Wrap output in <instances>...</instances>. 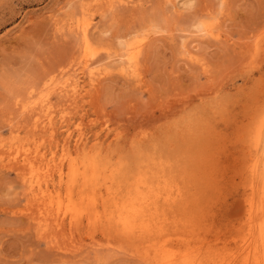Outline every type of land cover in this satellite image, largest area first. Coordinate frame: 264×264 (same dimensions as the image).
<instances>
[{
    "label": "rangeland",
    "instance_id": "1",
    "mask_svg": "<svg viewBox=\"0 0 264 264\" xmlns=\"http://www.w3.org/2000/svg\"><path fill=\"white\" fill-rule=\"evenodd\" d=\"M0 264H264V0H0Z\"/></svg>",
    "mask_w": 264,
    "mask_h": 264
},
{
    "label": "bare ground",
    "instance_id": "2",
    "mask_svg": "<svg viewBox=\"0 0 264 264\" xmlns=\"http://www.w3.org/2000/svg\"><path fill=\"white\" fill-rule=\"evenodd\" d=\"M120 1V0H119ZM126 1V0H125ZM114 2H116V1H114ZM117 2H118V0H117ZM123 3H125L124 1H122ZM138 2H139V0H138ZM130 3H131V1H130ZM129 3V4H130ZM119 5V4H118ZM122 5V4H121ZM89 19V18H88ZM84 20V19H83ZM89 21V20H88ZM78 23V22H77ZM80 23V22H79ZM81 24V23H80ZM77 24V26H76V31H78V33H79V35H80V44H81V46H80V49H81V54H87V53H90L91 52V45L90 44H92L91 42H90V40H89V37H91L90 35H93V34H90V31H91V26H93V25H91V22H85L84 24ZM199 28V30L200 31H206V29L204 28V27H198ZM95 29V28H94ZM209 32V31H208ZM204 34V33H203ZM140 40H142V39H140ZM139 40V41H140ZM138 42V41H137ZM139 44L137 45V47L135 48V47H129V48H127L126 49V53L125 54H123V55H121L120 57L122 58V57H125L124 58V62H123V67L127 70V71H129V72H134L135 71V69H136V64H137V60H138V54H139V49H137L138 48V46L140 45V42H138ZM94 44V43H93ZM137 44V43H136ZM123 46H124V44H123ZM142 46V45H141ZM124 50V49H123ZM95 51V50H94ZM93 52V51H92ZM81 54H80V56H81ZM89 57H90V55H89ZM108 57V56H107ZM120 58V59H121ZM85 59V58H84ZM96 62V61H95ZM94 62V63H95ZM98 62V61H97ZM85 63V62H84ZM92 63V62H91ZM94 63H93V65H94ZM100 63V62H99ZM86 64V63H85ZM96 64V63H95ZM102 64V63H101ZM75 65H77V64H75ZM122 65V64H121ZM86 66H87V64H86ZM91 66V65H90ZM99 66V65H98ZM118 66V65H117ZM97 68H99V67H97ZM123 68V69H124ZM87 69V68H86ZM93 69V68H92ZM96 69V68H95ZM97 71H99V69H96ZM90 72V71H89ZM91 73V72H90ZM46 74H48V73H46ZM53 76V75H52ZM102 76V75H101ZM43 78V77H42ZM54 78V77H53ZM53 78H52V80H53ZM57 78V77H56ZM55 78V79H56ZM41 79V78H40ZM76 79H77V77H76ZM90 79H91V77H90ZM64 80V79H63ZM42 81V80H41ZM93 81V80H92ZM66 82V81H65ZM40 83V82H39ZM46 83H47V80L45 81V80H43V85L42 86H46ZM52 83H54V82H52ZM62 83H64V82H62ZM41 84V83H40ZM68 85H66L65 87H66V89L64 88V91H66V94H68V96H70L71 98H75V95H76V93L78 92V89H77V82L76 81H73L72 83H71V85L69 84V82L67 83ZM61 85V84H60ZM65 85V84H64ZM63 85V86H64ZM48 86V85H47ZM50 86H51V84H50ZM58 86V85H57ZM32 87H33V85H32ZM54 87H56V85L54 86ZM54 87L52 88V89H54ZM47 88V87H46ZM45 88V89H46ZM51 88V87H50ZM46 89V91L47 90H51L52 91V89ZM57 88V87H56ZM59 88L61 89V86H59ZM59 88H58V90H59ZM30 90V89H29ZM32 90H33V88H32ZM41 90V89H40ZM34 91H36L35 90V87H34ZM42 91V93H44L45 91L44 90H41ZM56 91V90H55ZM60 91V90H59ZM28 92V91H27ZM53 92V91H52ZM38 94V96H43L44 97V94L46 95V93H44V94ZM49 93V92H48ZM48 93H47V98H49L48 97ZM60 93H61V91H60ZM65 93V92H64ZM33 94H34V92H33ZM50 94H51V92H50ZM49 94V95H50ZM62 94V93H61ZM25 95V94H24ZM31 95V94H30ZM29 95V96H30ZM35 95H37V94H35ZM42 96H41V99H42ZM56 96H58L57 94H56ZM28 97V96H27ZM32 97V96H31ZM37 98V97H36ZM35 98V100H37ZM46 98V97H45ZM31 100V99H30ZM34 100V99H33ZM34 100V101H35ZM71 100V99H70ZM28 101V100H27ZM34 101H33V107H34ZM42 101H43V99H42ZM41 101V102H42ZM36 102V101H35ZM51 102V101H50ZM29 103V102H28ZM38 103V102H37ZM16 104V103H15ZM27 103H26V101H25V105H26ZM31 104V103H30ZM31 104V105H32ZM51 104V103H50ZM29 105V104H28ZM38 106V105H37ZM20 107V106H19ZM42 107H43V110L44 111H46L47 113H45V118L44 119H42L41 118V120L39 121V122H41L43 125H45V126H47L48 127V129H49V131L51 132V134H52V132H54L53 131V116H52V114H51V112L50 111H48L50 108H49V105H48V103H45L44 105H42ZM42 107H40L41 109H42ZM26 108V107H25ZM38 108H39V106H38ZM24 109V108H23ZM33 109H35V108H33ZM52 109V108H51ZM29 110V109H28ZM30 110H31V107H30ZM33 110H31V111H29V112H32ZM38 111V110H37ZM20 112H21V110H20ZM40 112V111H39ZM22 113V112H21ZM33 113V112H32ZM62 113H63V111H62ZM36 114V113H35ZM41 114V113H40ZM54 114V113H53ZM63 114H68V112L67 113H63ZM62 114V115H63ZM38 114H36V116H37ZM22 116V115H21ZM24 117H26V116H24ZM62 117H64V116H62ZM38 120H39V118L38 117H36ZM26 120V119H25ZM63 120V119H62ZM33 122V121H32ZM31 122V123H32ZM38 121L36 120V123H37ZM34 124V123H33ZM38 124V123H37ZM31 126V125H30ZM38 126H39V124H38ZM40 128V127H39ZM43 129H44V126H43ZM45 133V132H44ZM53 136V135H52ZM18 142H16V144H17ZM12 143H9L8 144V148H9V145H11ZM26 144V143H25ZM18 145H20L19 143L17 144V148H15V151H13V153H15L14 155H15V157L18 155V153H19V147H18ZM29 145V144H28ZM12 146V145H11ZM14 146H16V145H14ZM27 146V145H26ZM13 147V146H12ZM22 147V146H21ZM23 148V147H22ZM10 150V148L8 149V151ZM64 151V150H63ZM23 161L25 162V164H27V165H29V173H30V175L28 176V178H27V181H28V185H29V187H31L32 189H36L37 191H38V193L39 194H41V197L42 198H45L46 196H48L49 197V201H51L52 199H53V197H51V192L49 191V182L46 180V181H44V182H41V178H40V171H48V172H50L49 170L50 169H53L54 168V170L57 172V174H58V178H59V181H61L62 179H63V169L61 168V166H60V164H61V161L59 160V164H57V163H55L56 162V160H55V157L54 156H52L51 157V159L50 160H48V161H45V162H43V163H40L39 162V160L40 161H44L45 159L43 158H41L40 157V150L38 149V147L36 146V147H34L33 148V150H29L28 148L27 149H25L24 151H23ZM21 155V156H22ZM11 156H12V154H11ZM10 156V157H11ZM21 156H20V158H21ZM13 158V157H12ZM10 159V158H9ZM16 159V158H15ZM61 159V158H60ZM22 160V159H21ZM38 161V163H36ZM20 162V161H19ZM69 163V162H68ZM37 164V165H36ZM72 164H74L73 162H72ZM26 166V165H25ZM69 166H67V168H68ZM70 169V168H69ZM72 171V170H71ZM43 174V173H42ZM46 174V173H45ZM47 176V175H46ZM24 177V176H23ZM48 177H49V175H48ZM65 178V177H64ZM44 179V178H43ZM50 179V178H49ZM73 183V182H72ZM82 183V182H81ZM80 183V184H81ZM30 189V188H29ZM32 193H33V190H32ZM36 194V193H35ZM38 196V195H37ZM36 197V196H35ZM59 199V198H58ZM43 200V199H42ZM39 201H41V200H39ZM57 202V201H56ZM42 203H43V201H42ZM50 204V203H49ZM56 205V204H55ZM43 206H44V203H43ZM47 206V205H46ZM50 207V206H49ZM56 207H57V205H56ZM65 208V207H64ZM58 209V208H57ZM60 209V208H59ZM68 209V208H67ZM75 211V210H74ZM56 216H57V214H56ZM58 225V224H57Z\"/></svg>",
    "mask_w": 264,
    "mask_h": 264
}]
</instances>
